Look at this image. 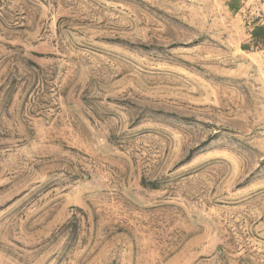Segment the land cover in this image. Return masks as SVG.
Returning <instances> with one entry per match:
<instances>
[{"label": "rangeland", "instance_id": "obj_1", "mask_svg": "<svg viewBox=\"0 0 264 264\" xmlns=\"http://www.w3.org/2000/svg\"><path fill=\"white\" fill-rule=\"evenodd\" d=\"M0 264H264V0H0Z\"/></svg>", "mask_w": 264, "mask_h": 264}]
</instances>
